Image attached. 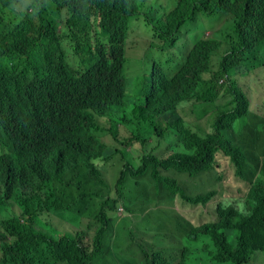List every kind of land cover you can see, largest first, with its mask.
<instances>
[{"label": "trees", "instance_id": "16d2710c", "mask_svg": "<svg viewBox=\"0 0 264 264\" xmlns=\"http://www.w3.org/2000/svg\"><path fill=\"white\" fill-rule=\"evenodd\" d=\"M23 1L0 0V8L11 4L0 16V203L11 202L0 205V264H193L189 255L202 252L209 257L195 264H264V0H101L109 13H123L109 38L94 20L75 34L80 10L95 0ZM197 12L212 18L204 26L210 32L194 39L172 74L157 62L143 66L148 86L129 103L123 66L134 53L118 49L129 18L143 16L154 37L173 42ZM220 89L222 109L209 129L207 114L200 121L173 111L189 98L215 108ZM132 119L169 144L119 138ZM242 143L260 156L247 157ZM116 151L122 161L111 183L99 162ZM203 173L220 184L198 185ZM182 175L193 177L189 186ZM133 185L141 201L130 199ZM163 202L177 208L178 253L146 256L140 242L136 251L145 256L129 260L113 215ZM46 214L69 225L55 261L48 251L29 254L47 244L46 234H35Z\"/></svg>", "mask_w": 264, "mask_h": 264}, {"label": "rangeland", "instance_id": "374dc122", "mask_svg": "<svg viewBox=\"0 0 264 264\" xmlns=\"http://www.w3.org/2000/svg\"><path fill=\"white\" fill-rule=\"evenodd\" d=\"M29 2L30 0H24L23 4H27ZM207 22H212V18L204 15L203 13H199L195 22H186L181 26L179 32L177 33V40L171 42L169 38L154 37L151 28L147 25L143 16L134 15L129 18L125 46L122 44H119L118 46V49L121 51H126V53H128L129 50H132L134 53L133 56L128 57L125 60L123 66L125 97L129 103L132 104L135 102L136 99L142 95L144 88L148 86L149 73L145 74L141 68L143 66L149 68L152 63L157 62L167 74H172L176 64L180 60L183 47L185 45H191L194 39L201 35L205 23ZM209 29V27L205 28L206 31H209ZM222 33L225 34L226 32L222 31ZM216 38L220 39V35L216 36ZM151 39H154L155 42L151 43ZM225 47L226 43L222 41L221 46L216 52L222 54ZM68 56L69 54L67 55V58ZM211 65L213 66L212 61ZM74 67H77L76 63L74 64ZM220 91L221 93L215 108L211 107L213 104H207L209 101H205L204 98H200L198 100L189 98L181 101L175 108H173V111L176 115L178 114L184 119H196L200 121H203L204 116L207 114L204 125L206 129H209L211 117L214 116L218 110L222 109V98L226 92L223 91V89H220ZM254 102L256 103V101ZM206 104L209 108L204 110ZM247 122H249L248 118L245 120V123ZM126 126L129 129L124 127H119L117 129L119 138H122L125 135L128 136L132 131L134 134H138L141 137L146 138L147 143L152 142L154 144H159L160 146L163 144H169L166 134L164 137H160L155 132L154 126H151L148 122L138 124L134 119H132L126 123ZM229 132L231 133L230 130ZM231 135L234 137L232 133ZM234 138L237 139L236 136ZM242 145L245 149L247 157L253 158V156L256 155L257 151L253 150L249 144L242 143ZM172 147L177 148L174 145H172ZM119 148L120 146L118 149ZM3 150L4 149L0 148V153ZM117 151L110 159L99 162V164L102 163L101 166L105 177L111 183L114 181L122 161L120 153H117ZM131 154L135 155V153ZM257 154L260 156V153ZM126 156L130 157L127 154ZM216 175H218L217 172ZM192 178L187 175H182L178 178V180L189 186V182ZM195 179L196 180L194 181L197 182L198 185H202L203 182L206 184L207 180L217 186L220 184V182L216 181V178L212 173H203L199 175V178L195 177ZM0 196H3L2 192H0ZM129 197L132 201H141L138 188L135 185H133L132 192H129ZM146 201H148V199ZM3 204L11 208V202H4ZM3 204L0 203V205ZM0 210H4L2 206L0 207ZM176 214V205H171L167 202L154 205L152 208L148 207L144 212L132 214L124 213L123 216L121 214H114L115 233L119 236V239L125 240L123 243H117L123 255L129 260H134L135 258L138 261L141 257L150 255L156 249H162L167 250L168 254L175 256L178 253V248H180L181 240L172 230ZM42 221L45 223L47 221V224L42 223L41 221L40 224L50 233H69L67 230L69 225L58 220L54 216L45 215L42 218ZM159 229L161 230L160 233L157 232ZM228 240L234 244V237L232 235L228 236ZM128 242H130V245H128ZM140 242H142V245L148 251V254L141 255L136 251V243ZM132 252H134L135 255H131ZM200 255H206L207 258L209 257V253L207 252L189 255L193 264H195V258ZM262 262H264V260Z\"/></svg>", "mask_w": 264, "mask_h": 264}, {"label": "clouds", "instance_id": "9594fccd", "mask_svg": "<svg viewBox=\"0 0 264 264\" xmlns=\"http://www.w3.org/2000/svg\"><path fill=\"white\" fill-rule=\"evenodd\" d=\"M100 1L101 0H95L92 3L84 6L80 10L79 16L75 22V34L83 36V33L86 29L87 22L89 20H94V21L100 22V26L102 27V31H103V36L106 38H109L110 35H112V33L116 30L117 27L115 26L114 22L115 21L118 22L119 17L123 13H121L119 15H113V14L109 13L107 10H105L101 6ZM105 1H111L112 3H115L113 1H131V0H105ZM10 5L11 4H5V3L1 4L0 16L3 13L7 12ZM199 13H203V12H197V14L194 16V19L192 21H188V22H195L197 20V15ZM203 31L205 32L204 34H208L210 32V29H209V31H206L204 28ZM154 42H155V40L151 39V43H154ZM191 45H185L183 47L182 55H181L179 61L185 60L187 54L189 53ZM124 46H125V44H124ZM131 133H133V132L131 131ZM0 148L4 149L1 146V143H0ZM4 152H5V149L0 153V163L3 161V159H5V153ZM17 212H18V209L15 213H17ZM120 212H121V207H118V214H120ZM40 221L42 223H45L44 221H42V218H40ZM160 231H161L160 229L157 230V232H159V233H160ZM35 234H38V235L46 234L48 236L47 244H44L42 246L43 248L40 251L31 250L29 254L34 259H36L38 257L47 258V251H48L51 261H55L57 259V257L59 256V254H61V252L64 249V236L62 235L63 233H61V234L50 233L47 231V229H45L43 226H41L37 230V232H35Z\"/></svg>", "mask_w": 264, "mask_h": 264}]
</instances>
